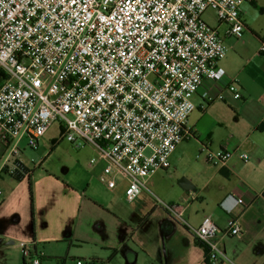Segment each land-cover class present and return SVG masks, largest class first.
<instances>
[{
  "label": "built area",
  "instance_id": "obj_1",
  "mask_svg": "<svg viewBox=\"0 0 264 264\" xmlns=\"http://www.w3.org/2000/svg\"><path fill=\"white\" fill-rule=\"evenodd\" d=\"M248 1L0 0V144L6 150L0 169L27 177L20 141L35 149L57 122L58 140L91 145L97 155L90 162H104L100 181L112 188L121 179L130 202L148 177L170 167L176 146L194 136L189 115L202 78L224 73L218 62L226 46L202 13L212 10L225 35L240 37ZM227 88L239 97L234 82ZM232 154L201 145L197 157L222 166ZM238 204L245 205L232 195L219 203L228 214ZM162 205L204 247L206 264L226 260L221 239L240 236L237 217L230 215L222 230L207 215L191 227L187 204ZM18 246L28 264H40L32 241Z\"/></svg>",
  "mask_w": 264,
  "mask_h": 264
},
{
  "label": "crops",
  "instance_id": "obj_2",
  "mask_svg": "<svg viewBox=\"0 0 264 264\" xmlns=\"http://www.w3.org/2000/svg\"><path fill=\"white\" fill-rule=\"evenodd\" d=\"M253 5L262 7L264 0H249L242 9ZM242 20L240 37L225 35L224 24L212 27L226 46L218 62L224 73L218 80L202 78L189 115L194 136L170 155L172 163L177 147L193 140L199 147L233 150L225 164L212 165L202 157V172L187 177L192 188L186 195L178 180L176 185L171 181L173 171H158L126 202L121 179L112 188L100 181L104 162H90L97 155L91 145L78 148L87 152L88 165L81 166L85 179L74 187L39 170L53 145L61 142L48 144L45 132L34 149L36 163H25L27 177L14 179L0 169V264H22L20 241L33 242L40 264H206L204 247L162 203L187 204L184 219L191 227L207 215L222 230L230 215L237 217L241 234L222 237L226 260L221 264H264V55L259 53L264 23ZM231 82L237 98L227 88ZM240 153L248 159L242 160ZM227 195L241 198L245 205L226 213L219 203Z\"/></svg>",
  "mask_w": 264,
  "mask_h": 264
},
{
  "label": "rangeland",
  "instance_id": "obj_3",
  "mask_svg": "<svg viewBox=\"0 0 264 264\" xmlns=\"http://www.w3.org/2000/svg\"><path fill=\"white\" fill-rule=\"evenodd\" d=\"M260 8H262L263 11H260ZM241 15L246 23H264V5L262 7H256L253 5L251 7L249 6V8H244L242 9ZM201 18L211 27L216 26L218 23L212 10L204 11ZM59 135L58 124L57 122H54L48 128L43 137L47 139L48 144H51L58 139ZM25 144L26 142L24 139H22L19 143L22 161L24 164L26 163L29 167H32L33 162L36 163V152L34 149L25 146ZM53 146V150L47 159L41 164V168L39 170H47L53 175V178L58 179L64 184L68 183V186L70 187L76 186L77 182H82V180L85 179V170H83L82 167L87 168L88 165L87 152L82 149L73 148L65 140H61L60 143H55ZM1 147L2 159L6 150L2 145ZM199 148L200 147L196 145L193 140H187L177 147L175 157L178 156L179 158L175 159L174 157L172 163H170V167L168 168L169 170L167 169V171L174 172L171 181L175 185L176 181L181 177L188 179L187 177L197 175L202 172V167L200 166L203 161L202 156L197 157ZM77 151H80V155L77 154ZM181 152H183L182 155ZM36 170L38 171V169ZM23 191H25V189H23Z\"/></svg>",
  "mask_w": 264,
  "mask_h": 264
},
{
  "label": "water",
  "instance_id": "obj_4",
  "mask_svg": "<svg viewBox=\"0 0 264 264\" xmlns=\"http://www.w3.org/2000/svg\"><path fill=\"white\" fill-rule=\"evenodd\" d=\"M177 185L184 191L185 195L192 188V184L184 177L178 179Z\"/></svg>",
  "mask_w": 264,
  "mask_h": 264
},
{
  "label": "trees",
  "instance_id": "obj_5",
  "mask_svg": "<svg viewBox=\"0 0 264 264\" xmlns=\"http://www.w3.org/2000/svg\"><path fill=\"white\" fill-rule=\"evenodd\" d=\"M28 191H29V200L31 202V189H30V186H28ZM54 259L59 262L62 258L61 257H54ZM40 260H41V258H40ZM22 264H28L24 258H22Z\"/></svg>",
  "mask_w": 264,
  "mask_h": 264
}]
</instances>
